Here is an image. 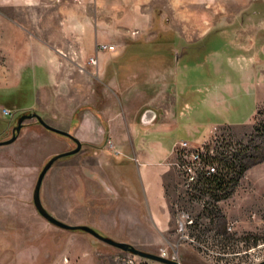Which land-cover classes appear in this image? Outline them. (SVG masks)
Listing matches in <instances>:
<instances>
[{
    "label": "rangeland",
    "instance_id": "rangeland-1",
    "mask_svg": "<svg viewBox=\"0 0 264 264\" xmlns=\"http://www.w3.org/2000/svg\"><path fill=\"white\" fill-rule=\"evenodd\" d=\"M87 3L86 12L92 14L95 10L106 22L95 25L97 36L92 47L84 46L83 65L78 67L85 75L86 99H95L96 109L106 111L112 103L113 110H118L117 101L127 96V114L135 131L147 127V112L154 117L152 128L175 127L161 135V150L164 154L170 150L163 163L167 168L166 215L160 220L163 218L165 230L157 234L158 242L152 247L137 248L157 254L164 250L169 258L184 264H256L264 260V159L259 160L264 156V0L253 8L224 12L204 9L211 22L200 20L198 24L188 20L174 23L171 13H166L162 22L157 18L152 24L142 21L112 25L107 22V8L97 9L91 1ZM192 11L180 10L186 17L195 15ZM162 13L155 11L154 15ZM218 15H228V23L216 20ZM47 27L55 32L58 25ZM90 53L98 55L93 56L96 65L88 63ZM68 58L73 60L72 56ZM26 74L22 73L25 81L20 88L0 89V107L14 113L12 117L1 116L0 141L11 137L21 114L35 111L24 108L35 96L34 73ZM59 90L68 91L64 86ZM43 119L49 124L50 120ZM34 124L54 139L31 128ZM153 137L157 136H148ZM99 138L108 150L120 152L112 136L106 133ZM59 140L68 142L35 119H27L14 142L0 145V264H31L30 252L47 249L52 254L63 245L62 239L53 238L55 232H44L48 225L49 229L56 228L36 211L32 201L37 175L53 154L48 147L62 149ZM179 140L202 144L201 163L172 151ZM129 144L134 146V138ZM245 147L244 155L253 156L244 161H256L249 164L232 188L229 185L215 190L202 182L200 175L211 165L207 163L208 155L214 157L213 165L222 169V162ZM68 156L55 160L42 181L40 199L50 214L69 224L103 218L106 221L102 225L116 232L143 229L147 217L119 215L144 206L133 159H124V165L118 167L124 177H111L107 188L91 178V170L83 186L78 175L81 167L66 160ZM225 175L227 181L230 172ZM190 176L195 180H189ZM124 179L140 202L126 199ZM217 196L223 198L215 200ZM147 227L154 229L149 223ZM126 256L139 257L127 252L115 258L126 264L122 259ZM62 260L66 261L64 257Z\"/></svg>",
    "mask_w": 264,
    "mask_h": 264
},
{
    "label": "crops",
    "instance_id": "crops-1",
    "mask_svg": "<svg viewBox=\"0 0 264 264\" xmlns=\"http://www.w3.org/2000/svg\"><path fill=\"white\" fill-rule=\"evenodd\" d=\"M89 1L93 8H107L109 14L107 22L117 25L139 24L142 21L152 24L157 18L158 22H162L166 13H171L173 22L178 24L187 23V20L188 23L196 24L200 23V20L211 22V19H207L208 14L204 9L215 8L224 12L239 7L253 8L260 0H0V89L20 88L25 81L22 73H27L26 75L34 73L31 74L32 82L35 84L34 100L24 108L35 109L46 120H50L49 124L70 132L83 143L80 151L66 157L70 163L75 162L81 167L78 175L83 186L86 174L92 172L91 178L109 188L107 183L111 177H124L118 169L124 165V159L130 158L135 161L142 186L140 198L144 204L128 186L126 179L123 188L127 194L126 199L136 200L144 206L119 215L147 217L143 229L116 232L102 225L106 221L103 218L94 222L81 220L77 224L88 223L86 225L95 230L107 233L102 235L130 243L135 247L149 248L158 242L157 234H162L161 232L165 230L163 218L160 220V217L166 215L164 175L167 168L163 163L170 150L165 154L161 150L164 143L161 135L163 132L174 130L175 127L152 128L150 125H155L152 117L146 123L147 127L142 131H135L127 114L130 110V106H127V96L117 101L118 110H113L115 104L112 103L106 111L102 110L103 108L96 109L95 99H86L85 75L79 70L83 65L81 59L85 53L84 46L92 47L97 36L95 25L106 22L100 19L95 10L92 14L86 12ZM181 9H194L192 12L195 15L186 17L185 14H181ZM155 11L163 13L158 16L154 15ZM214 18L225 20L227 23L229 21L228 15H218ZM47 24L58 25L57 30L49 32L50 27H47ZM68 55L72 56L73 60L69 59ZM63 86L68 90L66 93L59 90ZM58 91L60 93H57ZM31 128L54 139L36 124L31 125ZM106 133L112 136L121 154L115 155L110 151L112 148L108 150L102 144V138L99 136ZM150 135L157 137L149 139ZM125 138L128 140L127 145L124 143ZM132 138L135 140L134 146L129 144ZM59 142L62 149L48 147L50 153L65 151L72 146L69 140ZM102 213L104 212L102 211L101 215ZM127 221L129 220L124 219V222ZM148 223L154 226L153 230L147 227ZM49 228L50 225L46 226L44 232H55L52 233L53 238L62 239L63 245L52 254L47 249L43 252H30L28 259L31 264H121L116 261L115 256L127 253L79 230L64 233L60 230L65 229L56 226L54 227L56 229ZM38 257L43 259L38 262ZM63 257L66 259L65 262L62 260Z\"/></svg>",
    "mask_w": 264,
    "mask_h": 264
},
{
    "label": "water",
    "instance_id": "water-1",
    "mask_svg": "<svg viewBox=\"0 0 264 264\" xmlns=\"http://www.w3.org/2000/svg\"><path fill=\"white\" fill-rule=\"evenodd\" d=\"M152 117H153V115L150 114L149 119ZM27 119H35L45 129L50 130L52 132H55L57 134L69 137L76 144V147L73 149L53 154L45 162V164L42 166L41 170L39 171V173L37 175V178H36V181H35V184L33 187V192H32V201H33V205H34L36 211L46 221H48L50 224L57 226L61 229L79 230L82 232L89 233L94 238H96V239H98V240H100V241H102V242H104V243H106L112 247H115L121 251L131 253L133 255L139 256L141 258H145V259L152 260L155 262H159L162 264H184V263H182L176 259L165 257V256H162L160 254H157V253H154L151 251H146V250L137 248L130 243L123 242V241H117V240L112 239L108 236L102 235L97 230H95L94 228H92L89 225H86V224H69V223H66V222H63V221L57 219L52 214H50L44 208V206L41 203V199H40V188L42 185L43 178L55 160H57L58 158H60L62 156H67V155H71V154L78 152L80 150V147H81V142L77 138H75L71 133H69L68 131L62 130L60 128H57V127H54V126L48 124L46 121H44V119L42 118V116L38 112L32 111L29 113H23L18 117V119L16 121V125L12 129L11 137L7 140L0 141V145H7V144L14 142L15 139L17 138V135L19 134L22 126L24 125L25 120H27ZM256 264H264V260H262Z\"/></svg>",
    "mask_w": 264,
    "mask_h": 264
},
{
    "label": "trees",
    "instance_id": "trees-1",
    "mask_svg": "<svg viewBox=\"0 0 264 264\" xmlns=\"http://www.w3.org/2000/svg\"><path fill=\"white\" fill-rule=\"evenodd\" d=\"M245 151H246V147L242 150H239L236 156L235 154H233L234 158L222 162V169H218L217 166L213 165L214 157L211 155H208L207 163L211 164L214 167V171L209 172L208 174H205V173L201 174L200 179H202V182L205 185L211 186L215 190L219 188L223 190L224 186H229V185H230L229 188H232L238 181L239 177L248 168L249 164L251 162L256 161V159L253 158L249 163L248 161L245 162L244 161L245 158L250 159L253 156V153H248V155H244ZM240 153L243 154V156L241 155L242 157H240ZM224 158L226 159L227 157H224ZM259 158H260L259 160L264 159V156H261ZM224 170H226L225 172L227 173L230 172V177L228 178L227 181H225L226 175H225V172H223ZM225 194L227 195V192ZM226 195H224L223 197H225ZM223 197L217 196L215 200H218Z\"/></svg>",
    "mask_w": 264,
    "mask_h": 264
},
{
    "label": "built area",
    "instance_id": "built-area-1",
    "mask_svg": "<svg viewBox=\"0 0 264 264\" xmlns=\"http://www.w3.org/2000/svg\"><path fill=\"white\" fill-rule=\"evenodd\" d=\"M88 63L96 65L97 64V58L93 57V56L89 57ZM0 115L12 117L13 111L6 108V107H0ZM172 151H178V152L184 153L186 156H189L196 163H201V161H202V156H203L202 155L203 154L202 144H192L191 142L186 141V140H179L176 143H174V147H173ZM213 171H214V167L212 165H210V166H207V170L202 172V174H204V173L208 174L209 172H213ZM189 180L192 181L195 179L193 176H190ZM160 255L165 256V257H169L167 255V252L164 250L160 253ZM122 259H124L126 264H150V261L148 259L135 257V256H126L125 258H122Z\"/></svg>",
    "mask_w": 264,
    "mask_h": 264
},
{
    "label": "flooded vegetation",
    "instance_id": "flooded-vegetation-1",
    "mask_svg": "<svg viewBox=\"0 0 264 264\" xmlns=\"http://www.w3.org/2000/svg\"><path fill=\"white\" fill-rule=\"evenodd\" d=\"M14 114V113H13ZM149 113L147 112V118L146 119H149ZM0 118H1V115H0ZM144 120V119H143ZM144 129V128H143ZM66 131V130H65ZM137 131H140V129H137ZM142 131V130H141ZM70 133V132H69ZM75 138H77L75 135H73ZM66 137V136H65ZM69 141H70V143L71 144H74V145H72V147L70 148V149H73V148H75L76 147V144L73 142V140H71L69 137H66ZM78 139V138H77ZM79 140V139H78ZM80 141V140H79ZM81 142V141H80ZM82 146H83V143L81 142V147H80V150L82 149ZM70 149H68V150H70ZM79 150V151H80ZM67 151V150H66ZM115 152L116 153H114L115 155H118V154H121L117 149L115 150ZM118 152V153H117ZM77 153V152H76ZM72 155V154H71ZM55 162V161H54ZM53 162V163H54ZM52 166V165H51ZM103 185H101V187H102ZM104 187V186H103ZM106 189V188H105ZM103 190V189H102ZM106 191H108V190H106Z\"/></svg>",
    "mask_w": 264,
    "mask_h": 264
}]
</instances>
